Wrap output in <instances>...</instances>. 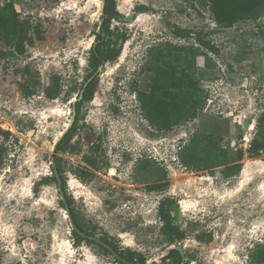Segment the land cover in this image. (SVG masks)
Returning a JSON list of instances; mask_svg holds the SVG:
<instances>
[{
  "label": "rangeland",
  "instance_id": "rangeland-1",
  "mask_svg": "<svg viewBox=\"0 0 264 264\" xmlns=\"http://www.w3.org/2000/svg\"><path fill=\"white\" fill-rule=\"evenodd\" d=\"M8 1L33 26L34 42L23 54L0 58V129L9 133L0 135V263L119 264L94 243L74 244L54 181L36 187L53 173L54 141L68 128L75 98L69 99L70 89L87 72L102 0H0V7ZM141 4L146 8L138 10ZM116 6L120 18L113 24L128 38L118 58L98 69L93 96L80 105L74 148L56 153L72 208L96 237L107 233L122 249L142 253L144 264L159 261L170 246L183 247L189 264H251L249 251L264 240V154L251 156L248 150L254 137H264L257 132L264 112V14L220 27L192 0H116ZM172 24L199 32L218 52H207L209 61L195 60L206 93L203 109L159 130L143 117L136 91L152 79L140 71L151 46L194 43L174 37ZM54 75L61 92L51 99L43 90ZM35 79V93L23 96L20 83ZM195 132L204 140L212 135L227 162L240 150V172L224 177V165L184 167L178 152ZM85 156L94 157L96 167ZM144 160L159 172L139 169ZM151 184L158 187L149 191ZM162 200L170 221L185 232L178 245H168L159 232ZM198 234L211 239L199 241Z\"/></svg>",
  "mask_w": 264,
  "mask_h": 264
},
{
  "label": "trees",
  "instance_id": "trees-1",
  "mask_svg": "<svg viewBox=\"0 0 264 264\" xmlns=\"http://www.w3.org/2000/svg\"><path fill=\"white\" fill-rule=\"evenodd\" d=\"M204 6L209 11L213 21L220 27H231L241 21L259 19L264 14V0H192ZM138 10L145 9L146 6L138 5ZM120 18V13L116 6V0H103L99 23L93 30L94 37L92 45L87 54V72L84 79L75 90L72 87L73 95L78 97L81 92V99L75 101L71 108L75 110L73 122L68 126L65 132L57 140L54 145V163L58 173L61 189L63 191L69 215L72 224L86 235H94L91 227L78 219L74 209L65 192V180L62 176V166L60 157L56 154L64 152L68 148H74V144L70 143L73 135L79 129L78 121L80 119V105L86 100H90L93 96L94 89L98 82V69L106 62L115 61L121 53L122 44L128 38L126 32L117 24H113ZM32 25L28 20L19 18V13L15 9L13 1H8L0 7V58L23 54L27 45H32L34 38L30 35ZM171 34L179 39L193 38L194 43L177 44L166 40L151 46L148 49L144 62L140 66V71L150 74L151 81L144 89L136 91L139 107L142 110L143 117L150 125L155 126L159 130H167L173 126L180 125L197 116L198 111L203 109L206 102V93L200 87L199 79L196 76L195 60L198 56H204L209 61L207 52L217 53L218 49L210 40L201 36L199 32L193 29L180 27L172 24L169 26ZM38 39L42 38L38 28H34ZM25 72H30L28 67L24 68ZM58 76L51 77V83L43 90L48 98L54 99L61 92L58 84ZM39 81H32V85L22 82L20 83V91L23 96L28 97L35 93ZM76 85V83H75ZM258 134L264 135V112L257 122ZM9 133L0 129V135L6 137ZM202 135L195 132L189 140L180 147L178 158L184 167L193 169H212L216 166H222L220 173L224 177L237 175L241 168L242 152L236 151L237 159L233 162H227L226 153L220 147H217L216 141L212 135H208L207 139H202ZM91 145H94L91 144ZM95 150L98 145L95 144ZM251 156L264 154V137L259 140L257 137L252 139L249 147ZM84 162L90 167H96V160L92 156H85ZM139 169L157 174L160 170L149 160L140 161ZM84 175H91V171L83 168ZM52 175L40 178L39 184H48L49 179L54 181L57 186V178L51 167ZM158 185H147L146 189L151 190L157 188ZM60 205L64 207L63 201L59 200ZM164 201H160L157 207L158 216L161 220L159 232L164 237L168 245H178L185 238V232L179 226L173 224L168 218V212L164 209ZM74 244L86 242L87 244H96L104 254L113 256L111 248L122 259L133 264H144V257L139 251H135L126 247L122 249L113 237L107 233L102 234L98 238L102 243L88 239L80 235L76 229L71 228ZM95 236V235H94ZM199 241H209L211 236L205 239L201 234L195 237ZM114 257V256H113ZM115 258V257H114ZM170 259L169 264H181V255L175 248H170L163 258ZM248 260L251 264H264V240L258 242L248 253ZM119 264H126L115 258ZM1 264V263H0ZM19 264V263H14ZM183 264H189L187 259Z\"/></svg>",
  "mask_w": 264,
  "mask_h": 264
},
{
  "label": "water",
  "instance_id": "water-1",
  "mask_svg": "<svg viewBox=\"0 0 264 264\" xmlns=\"http://www.w3.org/2000/svg\"><path fill=\"white\" fill-rule=\"evenodd\" d=\"M102 4H103V0H102ZM81 92L79 93V95H78V97L77 98H73L70 102L72 103V105L75 103V101L76 100H78V99H81ZM74 116H75V110H74V108L72 107V111H71V115H70V118H69V120H68V126L73 122V120H74ZM67 126V127H68ZM66 130V129H65ZM65 130L62 132V134L65 132ZM61 134V135H62ZM61 135H60V137H61ZM59 137V138H60ZM57 142V141H56ZM55 142V143H56ZM50 164H51V167L53 168V171H54V174H55V176H56V178H57V189H58V192H59V195H60V198H61V200L63 201V203H64V209H65V212H66V214H67V217H68V220H69V222H70V226H71V228L72 229H76L79 233H80V235H82V236H84V237H87L88 239H91V240H94V241H96V242H99V243H102L103 245H105L107 248H109V246H107L106 244H104L98 237H96V236H94V235H86V234H83L81 231H79L76 227H75V225L74 224H72V222H71V218H70V215H69V211H68V206H67V203H66V200H65V198H64V194H63V191H62V189H61V183H60V179H59V176H58V173H57V171H56V169H55V163H54V153H52V155H51V160H50ZM169 248H175L176 250H178L179 251V253H180V255H181V264H183L184 262H185V260H186V258H185V252H184V249H183V247H181V246H170ZM110 249V251L113 253V256L117 259V260H119V261H122L123 263H126V264H133V263H131V262H127L126 260H124V259H122L117 253H115L111 248H109ZM167 254V253H166ZM166 254H164V255H162L161 257H160V260L159 261H156L154 264H163V258H164V256L166 255Z\"/></svg>",
  "mask_w": 264,
  "mask_h": 264
},
{
  "label": "bare ground",
  "instance_id": "bare-ground-1",
  "mask_svg": "<svg viewBox=\"0 0 264 264\" xmlns=\"http://www.w3.org/2000/svg\"><path fill=\"white\" fill-rule=\"evenodd\" d=\"M66 125V124H65ZM63 132V131H62ZM62 133H59L58 135H57V139L54 141V142H56L58 139H59V137H60V135H61Z\"/></svg>",
  "mask_w": 264,
  "mask_h": 264
},
{
  "label": "flooded vegetation",
  "instance_id": "flooded-vegetation-1",
  "mask_svg": "<svg viewBox=\"0 0 264 264\" xmlns=\"http://www.w3.org/2000/svg\"><path fill=\"white\" fill-rule=\"evenodd\" d=\"M89 143H91V144H93L94 142L91 140ZM163 186V184L161 185V187ZM152 190H154V189H151V190H149V191H152Z\"/></svg>",
  "mask_w": 264,
  "mask_h": 264
}]
</instances>
